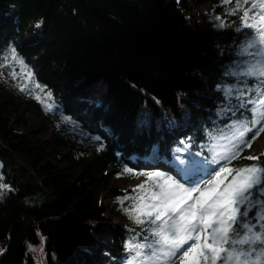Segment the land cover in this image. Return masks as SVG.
Here are the masks:
<instances>
[{"label": "trees", "instance_id": "trees-1", "mask_svg": "<svg viewBox=\"0 0 264 264\" xmlns=\"http://www.w3.org/2000/svg\"><path fill=\"white\" fill-rule=\"evenodd\" d=\"M236 4L215 10L217 31H202L178 0H0L1 17L17 11L14 21L0 22V51L13 46L36 80L64 97L63 113L96 138L85 146L56 140L68 146L59 158L41 139L53 114L37 131H16L9 116L34 104L0 82V184L8 186L0 188V264H123L127 238L102 207L104 194L117 195L109 169L175 174L181 152L212 167L203 187L218 167L230 176L264 167V150L258 160L246 155L264 125L220 161L209 150L211 135L253 115L245 102L254 92L226 99L219 87L247 34L256 35L241 23L243 7L233 13ZM35 22L38 40L24 43ZM261 80L244 83L255 89Z\"/></svg>", "mask_w": 264, "mask_h": 264}, {"label": "snow or ice", "instance_id": "snow-or-ice-1", "mask_svg": "<svg viewBox=\"0 0 264 264\" xmlns=\"http://www.w3.org/2000/svg\"><path fill=\"white\" fill-rule=\"evenodd\" d=\"M242 7L244 10L240 19L243 27L252 28L256 32L254 37L251 33L247 34L249 42L245 51L257 48L254 55L261 58L249 64L242 74L264 77V0H244L243 5L237 0L233 13ZM262 86L264 80L255 89L248 90L249 93H255L245 102L253 105L250 109L253 114L251 120L233 125L238 137L246 145H250V141H243L246 133L257 125H264ZM240 95L245 93L241 92ZM46 108L52 110L51 105H46ZM260 132H264V126L259 127L255 135L258 136ZM248 159L258 160L259 157ZM196 163L192 161V164ZM225 171L226 169L221 168L216 176L220 177ZM140 175H146L150 181L155 179L163 182L156 184L159 191L153 194L156 203L149 206L152 211L144 214L148 222L155 225L150 231L152 238L145 236L143 243L128 242L125 245L130 253H134L128 264H176V260L181 261V264H264V223H259L264 220V208L261 209L262 214L258 216L257 223L243 219L249 216L254 206L251 190L256 188L264 196V167L252 165L238 170L232 184L222 191L211 187L212 182L201 190L198 187L186 188L172 177L159 172ZM7 187L6 184H0V188ZM143 187L144 185L138 186ZM194 192H199L200 195L193 197ZM130 198L127 195L124 197L125 200ZM191 200L194 203H188ZM243 205L246 207L241 211ZM143 222L144 220L137 218V223ZM257 224L259 230H255ZM189 241L194 242L189 244ZM185 245L188 246L185 248Z\"/></svg>", "mask_w": 264, "mask_h": 264}, {"label": "rangeland", "instance_id": "rangeland-1", "mask_svg": "<svg viewBox=\"0 0 264 264\" xmlns=\"http://www.w3.org/2000/svg\"><path fill=\"white\" fill-rule=\"evenodd\" d=\"M178 2L182 9H186L185 12L191 25L196 26L202 31L208 29L217 31L221 27L220 18L215 15V12L222 5L227 4L225 0H178ZM16 12L15 9H11L9 15L5 17L0 16V22L4 20L14 21ZM38 34L39 24L36 22L32 23L26 30L23 42L32 43L37 41ZM248 42H244L238 48V56H240V59H236L224 69L227 81L220 84L219 87L226 99L233 96L240 97L241 92L246 93L248 91V86L244 82H246L249 76L243 75L242 73L247 70L249 64H253L261 59L259 56L254 55L257 52V48H248L245 51ZM0 82L7 89L11 88L12 91L20 93V95L28 98L34 104V107L24 113L9 116L12 122L15 123L18 121V124H14L16 131L23 133L34 132L43 126V120L46 117L51 118V113L54 116L52 118H56L55 120L50 119L53 123V128L47 129L41 136V139L51 141L53 145L52 153L54 155L61 158L68 151V146L61 148L55 146L56 140H64L67 143L72 141V143L79 146H85L87 140L96 141L95 136H89L87 133L81 131L77 121L63 113L62 109L66 104L64 97L61 95L55 97L45 86L40 84L34 77L29 65L16 54L13 46H8L0 51ZM46 105H51L52 110H47ZM65 117L68 119L65 120ZM234 124H239V122L233 120L230 126L227 125L222 131H215L216 133L213 136L211 135L213 143L209 146V150L212 151L216 161L224 158L232 148L243 144L238 137V132L233 129ZM263 150L264 134L254 142L246 155L248 157H255L261 154ZM192 161L195 160L186 157L181 152L176 153L172 165L175 174L145 168L137 170L128 167L109 169L108 179L110 186L117 190V195L113 192L104 194L102 207L112 220L111 226L120 231L123 236H126L125 245L128 242L143 243L145 236L151 239L150 231L155 227V225L148 222L144 214L152 211L149 206L156 203L153 194L159 191L156 184L162 183L163 181H156L155 179L150 181L146 175H140V173L159 172L164 176L172 177L186 188L198 187L203 190L209 183L200 187V181L205 175H208L212 167L202 161H196V164H192ZM125 169H129V171L126 172ZM220 170V167H218L215 172H220ZM235 177L236 173L230 176L225 171L221 173L220 177L216 176V179L210 186L216 187L218 191H222L232 184ZM139 185H144V187L138 188ZM133 189H136V191L134 192ZM251 193V200L254 206L249 212V216L245 217V220L257 223L258 216L262 214L261 209L264 208V196H261L256 188L252 189ZM125 195L131 198L125 200ZM199 195V192L192 193L193 197ZM188 203H194V200L188 201ZM245 207L246 205L241 206V211ZM112 210L115 211L116 215L112 213ZM137 218L144 220V222L137 223ZM152 218L154 219V215ZM259 223H264V220L259 221ZM134 224L137 226L136 228L132 227ZM208 230L211 231V229ZM255 230H259V224H257V229ZM193 242L189 241V244ZM187 246L185 245L184 247L186 248ZM132 255L134 253H130L125 247L123 264H128V260L131 259ZM176 264H181V261L176 260Z\"/></svg>", "mask_w": 264, "mask_h": 264}, {"label": "water", "instance_id": "water-1", "mask_svg": "<svg viewBox=\"0 0 264 264\" xmlns=\"http://www.w3.org/2000/svg\"><path fill=\"white\" fill-rule=\"evenodd\" d=\"M2 168H3V162H2V160L0 159V173H1V171H2Z\"/></svg>", "mask_w": 264, "mask_h": 264}]
</instances>
